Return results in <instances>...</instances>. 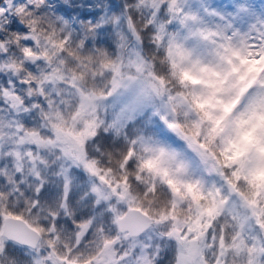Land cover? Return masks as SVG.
<instances>
[{
  "label": "snow or ice",
  "instance_id": "6c2138e0",
  "mask_svg": "<svg viewBox=\"0 0 264 264\" xmlns=\"http://www.w3.org/2000/svg\"><path fill=\"white\" fill-rule=\"evenodd\" d=\"M264 264V0H0V264Z\"/></svg>",
  "mask_w": 264,
  "mask_h": 264
},
{
  "label": "rangeland",
  "instance_id": "374dc122",
  "mask_svg": "<svg viewBox=\"0 0 264 264\" xmlns=\"http://www.w3.org/2000/svg\"><path fill=\"white\" fill-rule=\"evenodd\" d=\"M168 258H169L168 253H165L164 256H163V259L161 261V264H167Z\"/></svg>",
  "mask_w": 264,
  "mask_h": 264
}]
</instances>
